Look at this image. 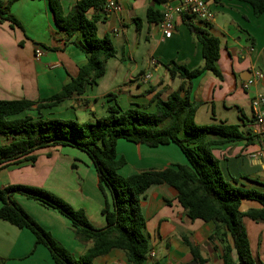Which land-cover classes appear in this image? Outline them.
<instances>
[{"label": "crops", "instance_id": "crops-1", "mask_svg": "<svg viewBox=\"0 0 264 264\" xmlns=\"http://www.w3.org/2000/svg\"><path fill=\"white\" fill-rule=\"evenodd\" d=\"M77 1L59 0L63 13H68ZM116 1L120 12H107V20L97 23L98 37L108 35L116 51L115 56L106 62L104 76L96 85L88 87L83 96L43 110L45 117L77 119L75 112L85 110L94 120L106 115V107L113 104V101L107 100L109 94L116 95L115 102L122 109L139 105L152 113L155 111L154 97L160 94L162 99H166L180 83L177 78L169 76L164 67L167 63L174 61L190 70L202 67L201 45L189 32L182 17L174 19V30L169 39L163 37L159 24H148L146 21L149 7L163 11L167 4L178 5L182 0H167L165 6L151 0ZM207 3L214 13V21L208 26L194 20L192 23L219 40L217 67L223 79L205 72L193 80L191 99L200 104L194 120L198 125L219 122L244 125L245 132L258 136L253 144L237 142L213 148V155L219 160L227 181L236 180L242 188L264 192V135L253 119V102L258 96L263 97L261 110L264 112V13L254 17L251 7L238 1H224L215 5L207 0ZM10 14L22 29H11L7 22H0V100L38 101L58 93L71 78L78 75L79 67L86 61L85 54L77 46L81 36L66 39L65 33L55 25L47 0H13ZM135 18L141 20L140 31L136 28ZM35 48L43 52L38 59L34 56ZM147 74H150V79L145 83L142 79ZM249 79L253 80V84L245 89L244 83ZM239 110L245 118L243 124L239 121ZM8 142L0 135V146ZM119 149H131L132 154L130 157L122 152L119 154ZM78 152L61 147L40 150L36 153L37 161L33 166L21 163L3 169L0 172V189L12 185L43 189L74 209L83 210L93 227L103 228L105 222L101 209L104 200L97 189L96 174L87 157ZM117 156H123L126 160V165L121 169L124 176L186 163L181 153L171 145L149 149L119 141ZM125 167L130 170L129 173H123L126 172ZM176 197L174 189L162 184L151 186L141 199L149 246L155 256L152 263L195 262L183 242L184 236L199 247L207 264H223L219 258L220 252H215L208 241L213 225L199 220L190 221ZM14 199L74 258H79L90 246L75 239L70 222L57 211L19 195ZM242 207L245 210L242 211ZM241 208V212H246L259 208V205L244 201ZM252 223L257 229L264 221ZM259 230L258 227L257 232ZM263 232L264 225L260 234ZM258 254L255 256L264 263V255L260 258ZM0 264L54 263L45 247L35 246V238L29 230L0 220ZM93 264L130 263L122 251L113 250L95 258Z\"/></svg>", "mask_w": 264, "mask_h": 264}, {"label": "trees", "instance_id": "trees-1", "mask_svg": "<svg viewBox=\"0 0 264 264\" xmlns=\"http://www.w3.org/2000/svg\"><path fill=\"white\" fill-rule=\"evenodd\" d=\"M12 1H0V22H7L11 29H22L10 14ZM47 1L55 25L65 33L66 39L81 36L77 46L85 54L86 61L79 67L75 78L46 99L0 100V135L9 141L0 146V172L21 163L33 166L37 161L36 153L48 148H71L83 153L95 171L97 189L104 200L101 216L105 225L95 228L83 210L74 209L43 189L22 185L0 189V220L29 230L35 238V246L45 247L54 264H93L95 258L113 250L122 251L130 264H148L151 249L141 199L151 186L165 184L176 191V200L190 221L199 220L213 225L208 241L215 252H220L223 264H264L252 253L243 224L244 218L253 222L264 221V192L242 188L236 180L227 181L219 160L213 155V148L237 142L253 144L258 136L245 132L244 125H228L225 122L198 125L194 120L200 104L191 99L193 80L205 72L223 79L217 67L219 40L193 25L190 17H182L189 32L201 45L203 65L190 70L174 61L167 63L164 67L169 76L177 78L180 83L166 99H162L160 94L154 97L155 111L152 113L139 105L122 109L115 102L116 95L109 94L107 100L113 101V104L106 107V115L95 118L93 122L45 117L43 110L81 97L88 87L96 85L105 74L106 62L116 54L109 36L100 38L97 35V23L107 20L106 0H78L66 14L59 0ZM151 1L164 6L167 2ZM209 1L215 5L238 1L248 4L254 17L264 13V0ZM162 18L163 11L153 7L147 9L148 24H159ZM134 22L140 31L141 20L135 18ZM239 121L241 124L245 122L241 110ZM119 141L149 149L171 145L181 153L186 163L124 176L121 169L126 160L117 156ZM262 147L264 149V141ZM16 195L57 211L70 222L75 239L90 246L79 258H74L17 204ZM244 201L255 202L259 208L241 212ZM182 239L192 260L197 264H207L199 247L184 236Z\"/></svg>", "mask_w": 264, "mask_h": 264}, {"label": "built area", "instance_id": "built-area-1", "mask_svg": "<svg viewBox=\"0 0 264 264\" xmlns=\"http://www.w3.org/2000/svg\"><path fill=\"white\" fill-rule=\"evenodd\" d=\"M105 12L108 13H118L120 12V6L116 0H106ZM188 16L191 21H199L203 24H211L214 21V13L209 8L207 0H182L178 5L167 4L163 9V18L159 23L162 31V35L165 39H169L172 36L174 30V19L176 17ZM43 52L39 48H35L34 56L35 58H40ZM259 76L258 73H256ZM150 79V74L143 77V82H148ZM253 84V80L249 79L244 83V88H248ZM263 103V97L258 96V98L253 102V108L255 111V121L260 128L261 133L264 135V112L261 110V104ZM154 253L150 251L148 254V264L152 263L154 260Z\"/></svg>", "mask_w": 264, "mask_h": 264}, {"label": "rangeland", "instance_id": "rangeland-1", "mask_svg": "<svg viewBox=\"0 0 264 264\" xmlns=\"http://www.w3.org/2000/svg\"><path fill=\"white\" fill-rule=\"evenodd\" d=\"M75 115H76V117H77V121L79 122V123H86V122H93L94 120L91 118V115H90V113L88 112V111H85V110H77L76 112H75ZM120 142H122V143H125V144H128V145H130V146H136V145H133V144H129V143H126V142H124V141H120ZM130 148V147H129ZM127 150V149H126ZM130 151H125V149L124 150H121V149H119V154L122 152V153H125L126 155H127V157H130L131 156V154H132V150L131 149H129ZM78 154L80 155L81 153H79L78 152ZM127 168H129V166H127ZM124 169H126V167L124 168ZM130 169V168H129ZM124 171H126V172H123V173H129L128 171H130V170H124ZM72 173V172H71ZM63 175H65L66 174V172L65 173H62ZM242 209V211L243 210H245V207H242L241 208ZM243 224H244V226L246 227V230H247V234H248V239H249V242H250V245H251V250H252V253L254 254V255H257V253H259L258 255H259V257L260 258H263V255H264V239L262 240V236L264 237V232L262 233V234H260V231H261V229H262V226L264 225V224H260L258 227H259V231L257 232V230H258V227H257V229L254 227L255 225H252L253 223H252V221L251 220H249V219H245V221H243ZM41 227V226H40ZM254 233H256L255 235H254ZM160 253V252H159ZM163 255H162V253H160V257H162Z\"/></svg>", "mask_w": 264, "mask_h": 264}, {"label": "water", "instance_id": "water-1", "mask_svg": "<svg viewBox=\"0 0 264 264\" xmlns=\"http://www.w3.org/2000/svg\"><path fill=\"white\" fill-rule=\"evenodd\" d=\"M191 264H197V262H192Z\"/></svg>", "mask_w": 264, "mask_h": 264}]
</instances>
